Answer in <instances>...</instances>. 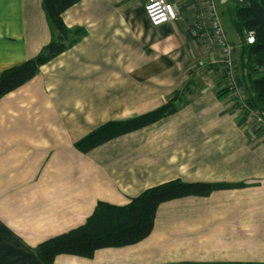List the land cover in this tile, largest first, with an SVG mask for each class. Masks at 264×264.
<instances>
[{"label": "crops", "instance_id": "obj_1", "mask_svg": "<svg viewBox=\"0 0 264 264\" xmlns=\"http://www.w3.org/2000/svg\"><path fill=\"white\" fill-rule=\"evenodd\" d=\"M145 1L80 0L62 18L85 36L0 98V264H47L37 245L83 224L97 202L125 205L175 179L244 186L161 203L142 241L50 264H264V142L217 96V74L179 111L88 152L74 146L158 108L218 59L189 31L201 0H167L177 18L158 27ZM42 2L0 0V75L50 42Z\"/></svg>", "mask_w": 264, "mask_h": 264}, {"label": "trees", "instance_id": "obj_2", "mask_svg": "<svg viewBox=\"0 0 264 264\" xmlns=\"http://www.w3.org/2000/svg\"><path fill=\"white\" fill-rule=\"evenodd\" d=\"M79 1L43 0V11L53 30V36L35 58L1 73L0 98L29 82L36 76L41 66L74 46L85 36L84 29L68 28L62 18L63 13ZM230 2L233 23L242 46V65L246 67L248 75L250 94L246 101L250 108L260 113L264 109V0ZM248 37H252L251 43L247 41ZM245 58L248 61H244ZM181 95V93L180 96L175 95L153 111L126 120L104 123L90 131L74 146L85 153L113 138L153 124L176 111L175 103L181 102ZM243 186L229 183L184 182L175 179L144 190L125 205L99 201L83 224L41 242L35 249L36 255L42 262L50 264L58 255L90 258L99 249L134 245L151 233L155 214L161 203L189 196L207 197L214 191Z\"/></svg>", "mask_w": 264, "mask_h": 264}, {"label": "rangeland", "instance_id": "obj_3", "mask_svg": "<svg viewBox=\"0 0 264 264\" xmlns=\"http://www.w3.org/2000/svg\"><path fill=\"white\" fill-rule=\"evenodd\" d=\"M213 1H214L216 12L220 20L221 27L224 31L227 42L229 44H234V46H236L231 56L232 69L229 70L228 68H226L225 60L223 58L221 50L215 44L211 45L208 42V40H206L205 37L203 38L206 41L203 38L193 37L191 35V37L194 39L196 44L202 46L210 54H214V53L217 54L218 59H215L212 62L211 64L212 68L210 70H208L207 67H202V69H198V72L190 73L188 75L185 85H183L182 89L178 90L182 94L181 95L182 99H181V102L175 103V107H176L175 112L185 107L189 103L190 99L198 94L197 92L200 90V88L203 89L204 87L203 82H205V77L216 76L217 74L220 80L218 88L215 89V93L217 94V96L218 97L225 96L226 98L230 99L231 102H233V105L236 111L242 115L243 120L247 122L246 124L249 125V126L246 125L248 127L247 128L248 132L258 134L259 138L262 140V142H264V127L262 126L264 123V109L261 110L260 113H258L259 111L257 112L253 108H250L246 101L247 97L250 94V88L248 86L249 83L247 79L248 78L247 69L246 67L243 66L244 64L242 65V59H241L242 46H241V43H239V38H238L239 35L233 23L232 10L230 9L232 7V4L230 0H213ZM206 17H207V14L205 18ZM189 26L191 27V24ZM208 30H210L209 27H208ZM190 34H191V31H190ZM245 59L244 61H248L247 58ZM234 60L236 61L235 63L238 65V67L235 66ZM229 73H231L232 75L229 76L230 75ZM183 91L184 93H182ZM234 91H239L245 96L247 107L258 115V117L261 119V122H255L253 121L254 120L253 118H251L253 119L251 121L247 120V112L246 111L242 112L239 108H237L236 104H234V101L231 98V95L233 94ZM179 92L175 90L173 93H171V95L165 100V102L161 104V106L164 103H166L169 99L174 97L175 95L178 94L180 96ZM219 93L220 95H218ZM113 121H118V120H113Z\"/></svg>", "mask_w": 264, "mask_h": 264}, {"label": "built area", "instance_id": "obj_4", "mask_svg": "<svg viewBox=\"0 0 264 264\" xmlns=\"http://www.w3.org/2000/svg\"><path fill=\"white\" fill-rule=\"evenodd\" d=\"M205 7V12L201 15L195 16L191 21V35L193 37H205L208 42L215 44L220 50L225 60L226 68L232 69L231 56L233 54L232 46L227 42L224 31L221 27L218 18L216 7L213 0H201ZM144 13L150 25L158 27L165 25L177 18L175 7L167 0H146L144 3ZM207 14V17L205 18ZM208 27L210 30H208ZM204 39V38H203ZM205 40V39H204ZM205 40V41H206ZM247 41L251 43L252 37H248ZM231 76L232 74L229 73ZM234 104L242 112H247V120L261 122L258 115L247 107L245 96L239 91H234L231 95ZM253 118V119H251ZM264 127V123L262 125Z\"/></svg>", "mask_w": 264, "mask_h": 264}]
</instances>
